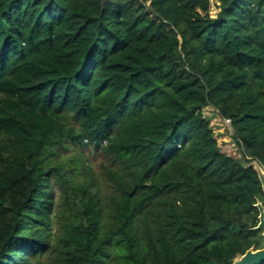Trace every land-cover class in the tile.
<instances>
[{
	"label": "trees",
	"instance_id": "trees-1",
	"mask_svg": "<svg viewBox=\"0 0 264 264\" xmlns=\"http://www.w3.org/2000/svg\"><path fill=\"white\" fill-rule=\"evenodd\" d=\"M91 147L103 179L61 160ZM254 160L264 0H0V264H232L264 247Z\"/></svg>",
	"mask_w": 264,
	"mask_h": 264
},
{
	"label": "rangeland",
	"instance_id": "rangeland-1",
	"mask_svg": "<svg viewBox=\"0 0 264 264\" xmlns=\"http://www.w3.org/2000/svg\"><path fill=\"white\" fill-rule=\"evenodd\" d=\"M146 1L147 0H143ZM205 116L210 117V123L211 127L214 131L215 138L218 142V145L221 149V151L229 156L236 157L237 159L241 158V153L238 149V146L233 140V128L231 127V124L227 123L222 117L218 114L217 110H214L212 107L205 109ZM211 115V116H210ZM62 151V157L61 160H68L70 159L73 155L76 154V152L79 151L83 154V156L87 157L89 159V164L93 166L94 171L96 172L97 175L101 176L103 179V164L110 165L108 160L101 154L100 151H96L91 147V148H85V149H72V150H65L61 149ZM102 186L104 189H106V192L111 191V189L107 186L106 183L103 182L102 180ZM58 189V188H56ZM109 193V192H108ZM56 198H59V190H56ZM56 229V227H55Z\"/></svg>",
	"mask_w": 264,
	"mask_h": 264
},
{
	"label": "water",
	"instance_id": "water-1",
	"mask_svg": "<svg viewBox=\"0 0 264 264\" xmlns=\"http://www.w3.org/2000/svg\"><path fill=\"white\" fill-rule=\"evenodd\" d=\"M251 166H253L255 172L257 173L264 192V168L256 160L251 163ZM256 207L259 210V222L258 225L253 228V230L262 231V236L264 237V206L261 202H258L256 204ZM263 262L264 247L260 249H255V247H251L249 250L246 251L245 254H237V256L233 259L232 264H262Z\"/></svg>",
	"mask_w": 264,
	"mask_h": 264
},
{
	"label": "built area",
	"instance_id": "built-area-1",
	"mask_svg": "<svg viewBox=\"0 0 264 264\" xmlns=\"http://www.w3.org/2000/svg\"><path fill=\"white\" fill-rule=\"evenodd\" d=\"M225 121H226L227 123H229V124H230V120H228V119H227V120H225Z\"/></svg>",
	"mask_w": 264,
	"mask_h": 264
}]
</instances>
